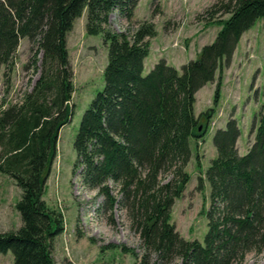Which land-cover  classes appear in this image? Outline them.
I'll use <instances>...</instances> for the list:
<instances>
[{
	"label": "trees",
	"instance_id": "obj_1",
	"mask_svg": "<svg viewBox=\"0 0 264 264\" xmlns=\"http://www.w3.org/2000/svg\"><path fill=\"white\" fill-rule=\"evenodd\" d=\"M139 2L0 0L5 87L23 39L31 43L24 68L37 76L21 100L4 102L0 109V173L22 190L16 208L23 226L0 233V252L12 251L15 264H55L52 240L64 232L62 214L48 206L44 193L60 131L73 114L68 34L84 12L87 34L103 35L108 62L104 89L84 112L74 141V173L80 170L84 187L102 198V212H126L141 240L142 256L135 264H236L250 253L264 252V113L244 156L237 147L240 129L233 115L214 135L218 156L206 172L211 207L204 243L184 239L171 222L175 201L190 181L185 170L191 159L189 139L205 137L215 112L210 109L197 117L196 94L218 74L213 100L217 107L224 67L244 33L264 18V0L214 3L199 17L221 27L215 41L181 72L162 59L147 76L144 62L157 30L151 20L132 29ZM113 12L131 29L113 31ZM224 14L229 17L218 18ZM202 181L200 177L199 188ZM107 249L139 260V254L125 245L109 244Z\"/></svg>",
	"mask_w": 264,
	"mask_h": 264
},
{
	"label": "rangeland",
	"instance_id": "obj_2",
	"mask_svg": "<svg viewBox=\"0 0 264 264\" xmlns=\"http://www.w3.org/2000/svg\"><path fill=\"white\" fill-rule=\"evenodd\" d=\"M228 0H140L135 11L134 25L151 20L157 36L151 40L150 54L145 59L143 76H147L162 59L181 72L182 66L199 57L201 49L212 44L221 27L208 17H199L216 2ZM155 14V15H154ZM154 15V16H153ZM224 14L218 18L227 19ZM87 13L78 18L68 34V51L74 72V93L69 124L59 134L57 157L45 185L44 200L51 209L60 212L64 232L52 240L55 264H135L141 260V240L131 229L125 211L116 209L113 214L100 210L102 198L82 184L80 170L74 173L77 152L74 141L84 112L99 92L104 89V69L108 62V46L102 34L88 35ZM131 26L117 12L110 16V28L121 32ZM31 43L23 39L12 61L10 84L5 87L6 67H0V109L15 103L29 92L36 80L25 65L31 57ZM214 82L206 84L196 94L195 114L200 116L215 109L208 131L201 140L189 139L191 159L186 166L190 177L183 196L175 201L171 222L186 240L204 243L208 231L207 213L211 207V186L206 172L218 153L214 135L225 129L233 115L239 129L240 155L248 152L254 142L260 116L264 113V18L244 33L229 65L223 71L221 99L214 105ZM201 123H205L204 118ZM200 177L203 178L202 187ZM22 190L15 180L0 173V233L17 232L22 226L21 214L16 208ZM125 245L139 254V260L120 250L107 249L106 245ZM0 264H15L12 251L0 252ZM236 264H264V252L250 253Z\"/></svg>",
	"mask_w": 264,
	"mask_h": 264
},
{
	"label": "crops",
	"instance_id": "obj_3",
	"mask_svg": "<svg viewBox=\"0 0 264 264\" xmlns=\"http://www.w3.org/2000/svg\"><path fill=\"white\" fill-rule=\"evenodd\" d=\"M165 61H166V60H165ZM251 143H252V142H250L249 147H250ZM237 147H238V150H239V153H240L239 141L237 142Z\"/></svg>",
	"mask_w": 264,
	"mask_h": 264
},
{
	"label": "water",
	"instance_id": "obj_4",
	"mask_svg": "<svg viewBox=\"0 0 264 264\" xmlns=\"http://www.w3.org/2000/svg\"><path fill=\"white\" fill-rule=\"evenodd\" d=\"M202 129V127H200V130Z\"/></svg>",
	"mask_w": 264,
	"mask_h": 264
}]
</instances>
